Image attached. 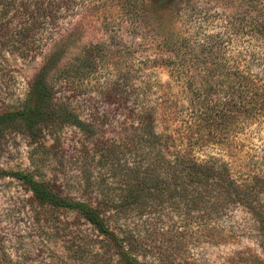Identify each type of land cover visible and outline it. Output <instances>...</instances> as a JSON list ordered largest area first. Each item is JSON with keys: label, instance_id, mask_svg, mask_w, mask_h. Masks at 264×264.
I'll list each match as a JSON object with an SVG mask.
<instances>
[{"label": "rangeland", "instance_id": "374dc122", "mask_svg": "<svg viewBox=\"0 0 264 264\" xmlns=\"http://www.w3.org/2000/svg\"><path fill=\"white\" fill-rule=\"evenodd\" d=\"M179 4L153 8L150 0H0V111L23 103L46 57L56 51L48 71L57 79L55 98L70 103L86 121L110 113L107 121L97 120L89 133L66 124L53 135L34 138L20 127L1 137L0 264H117L103 256L102 237L88 221L71 210L43 211L32 192L10 173L34 172L75 199L117 200L122 175L119 169L114 175V167L126 159L133 162L135 153L121 156L119 152L108 163L99 160L111 144L125 146L122 117L117 113L119 93L114 88L125 81L130 92L134 89L132 100L136 90L145 87L164 101L161 109L167 116L163 124H169L168 134L179 140H188L189 134L195 142L200 137L195 135L200 131V95L197 98L188 89V81L200 68L190 73L185 64L196 66L192 62H157L161 55H170L160 43L166 37L163 32L188 39L193 35L199 41L204 28L217 31L233 24L250 28L264 20V0H181ZM134 13H142L141 21L133 18ZM243 36H238L241 43L251 41ZM251 47L260 50L264 44L254 42ZM87 48L93 50L96 64L88 77L80 78L74 73L80 72L79 56ZM69 67L72 76L66 78ZM252 68L257 70V64L252 63ZM197 82L193 89L200 84V74ZM107 88H112L115 101L104 93ZM211 138L194 145L195 157L225 160L237 175L245 172L238 164H245L249 152L264 155V129L256 126L240 132L233 147ZM260 192L264 202V191ZM138 211L124 215L121 228L134 236L146 264H264V236L258 221L242 206L224 217V230L211 241L200 236L198 219L190 221L181 209L163 205L147 208V214Z\"/></svg>", "mask_w": 264, "mask_h": 264}, {"label": "trees", "instance_id": "16d2710c", "mask_svg": "<svg viewBox=\"0 0 264 264\" xmlns=\"http://www.w3.org/2000/svg\"><path fill=\"white\" fill-rule=\"evenodd\" d=\"M180 2L150 0L153 8L176 7ZM177 11L181 12V9ZM133 18L142 19V13H134ZM163 34L166 37L160 43L167 46L170 55H161L157 62H192L196 66L185 64L190 73L200 68V71L196 70L197 75L189 76L188 81V89L195 92L197 98L200 95V131L195 133L200 137L195 142H192L195 136L189 134L188 140L168 134L169 124H163L167 116L161 109L164 101L159 100V96L153 97L152 90L145 87L138 88L132 100L134 89L130 92L125 86L128 81H125L114 87L119 93L117 113L122 117L120 124L125 130L122 144L125 146L111 144L99 160L108 163L118 157L119 152L121 156L135 153L133 162L126 159L120 167H114V175L118 169L122 175L117 200L75 199L54 182L37 178L34 172L18 170L10 173L32 192L43 211L71 210L88 221L102 237L103 256L115 259L117 264H146L139 257V244L130 231L123 228L128 235H122L121 218L135 208H139V214H147V208L154 206L169 205L181 209L190 221L198 219L200 236L211 241L224 230L221 224L224 217L242 206L258 221L264 236V202L260 194L264 191V155L249 152L245 164H238L245 172L237 175L229 162L220 158L199 161L192 152L194 145L208 136L233 147L238 134L248 126H256L259 131L264 129V48L251 47L254 42L259 46L264 44V20L250 28L237 24L225 25L217 31L204 28L200 30L199 41H195L193 35L188 39L174 32ZM239 35L242 38L249 36L251 41L241 43ZM92 52L87 48L79 56L81 70L74 73L78 77H88L94 68L96 57ZM56 53L46 57V63L23 103L17 108L0 111V141L7 131L15 128H24L32 137L38 138L46 133L53 135L66 124L85 133L93 132L97 120L109 119L108 111L86 121L70 103L55 98L57 79L48 71L56 61ZM252 63L257 64V70L252 68ZM71 69H66V78L72 76L69 75ZM199 74L200 84L193 89L192 85L198 84ZM112 88H107L104 93L114 100ZM160 97L163 99V94Z\"/></svg>", "mask_w": 264, "mask_h": 264}]
</instances>
